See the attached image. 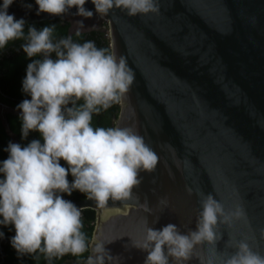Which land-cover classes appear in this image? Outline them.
Here are the masks:
<instances>
[{
    "label": "water",
    "instance_id": "1",
    "mask_svg": "<svg viewBox=\"0 0 264 264\" xmlns=\"http://www.w3.org/2000/svg\"><path fill=\"white\" fill-rule=\"evenodd\" d=\"M157 2L158 13L135 17L113 8L101 18L92 0L84 5L105 24L109 52L134 75L112 127L134 129L159 157L153 173H140L139 202L109 200L101 209L87 198L71 201L95 213L87 257L101 242L117 258L112 264H144L147 253L133 247L145 235L144 218L157 230L169 223L195 230L197 190L226 211L242 205L247 222L219 225L215 250L197 245L187 264H207L214 252L227 258L237 249L225 245L243 238L264 256V0ZM37 11L35 2L7 9L25 22L82 17L75 7L61 16Z\"/></svg>",
    "mask_w": 264,
    "mask_h": 264
},
{
    "label": "clouds",
    "instance_id": "2",
    "mask_svg": "<svg viewBox=\"0 0 264 264\" xmlns=\"http://www.w3.org/2000/svg\"><path fill=\"white\" fill-rule=\"evenodd\" d=\"M87 0H35L37 15L46 13L61 16L75 7L77 15L91 18L86 10ZM14 0L0 5V50L10 42L25 39L22 49L28 58L43 55L42 60L28 64L22 91L30 100L22 101V138L30 131H38L43 138L33 140L26 147L9 143V156L2 162L0 173V224L14 226L15 236L10 243L19 256L39 253L48 264L66 255L82 257L89 251V242L82 219V210L57 193L84 194L96 207L104 209L109 200L128 207V201L139 198L133 190L142 183L141 172L153 173L159 157L132 128L93 127V114L119 104L134 82V75L124 57H117L107 49L97 48L93 41L73 42L72 37L53 41L55 25L37 31L29 27L24 36L23 19L16 20L7 9ZM101 18L113 8L126 11L130 17L158 13L157 0H92ZM30 9L31 5H27ZM82 27V22H78ZM77 36L80 32L77 31ZM55 52L56 59L50 58ZM83 104L76 106L77 101ZM69 103L73 107H66ZM65 161L68 168L59 163ZM71 173V184L67 176ZM192 195V188H186ZM200 197L201 211L197 214L195 230L181 233L177 225L169 223L162 229L143 225L145 235L133 247L147 253L144 264H187L197 245L207 244L213 250L221 240L219 225L231 228L237 222H247L240 204L226 211L224 204L212 194ZM159 204L167 207V198ZM151 213L147 201L140 205ZM158 222V221H156ZM94 225V223H93ZM3 233L0 232V238ZM231 240V238H230ZM95 241V237H93ZM91 255L84 264H112L117 258L105 250V244L93 242ZM92 244V245H93ZM237 250L227 258L215 254L207 264H264V256L254 252L247 238L227 243ZM38 260L39 256H35ZM79 264V260L77 261Z\"/></svg>",
    "mask_w": 264,
    "mask_h": 264
},
{
    "label": "flooded vegetation",
    "instance_id": "3",
    "mask_svg": "<svg viewBox=\"0 0 264 264\" xmlns=\"http://www.w3.org/2000/svg\"><path fill=\"white\" fill-rule=\"evenodd\" d=\"M31 2H35V0H14V3L12 5L25 4ZM2 3L3 0H0V5H2ZM55 19L59 21L62 26H67V37L71 36L72 34H76L77 31H79L80 33H83V38L87 39L91 31H100L103 32V36L107 38L106 32L103 28L105 24L100 21L97 16H93L91 18L72 17L69 19ZM77 22H82L83 27L79 23L77 24ZM25 23L32 24L35 22ZM25 43V39L16 40L10 42L4 49L0 50V166H2V162L6 160L9 156V153L5 149H7L10 142L20 144L21 147H26L33 140H39L40 143L43 144L42 135L38 131H30L26 138H22V121L20 119L21 112L17 108V106L26 99L30 100L31 97L30 95L22 91L23 78L16 76L15 71L23 69L21 66L22 64H27V62H29L31 59H35V56L32 58H28L24 53L21 46ZM8 63H17L12 64L16 65V68L13 73L10 72L9 66L7 65ZM61 166L64 168H68L67 164H63ZM71 176L72 175L69 172L67 176L69 184L73 182ZM0 179H4V175L2 173H0ZM77 192L79 191H74L73 194H76ZM73 194L69 196L66 193H57V195H61L63 199L68 201H78L86 198L85 195L79 198H75ZM81 210L83 216V210L85 209ZM2 219L3 218L0 217V220ZM0 232L3 233V237L0 238V264H16L21 262L23 256H19L10 243L12 237L15 236L14 226L11 224L7 226L0 224ZM7 257H9L10 259ZM61 264H76V262L74 260H67Z\"/></svg>",
    "mask_w": 264,
    "mask_h": 264
},
{
    "label": "trees",
    "instance_id": "4",
    "mask_svg": "<svg viewBox=\"0 0 264 264\" xmlns=\"http://www.w3.org/2000/svg\"><path fill=\"white\" fill-rule=\"evenodd\" d=\"M56 23H57V25H56ZM52 25L56 26L55 32L53 33V37H52L54 42L58 41L61 38L67 37L66 36L67 26L66 25L62 26L59 23V21H57L56 19L44 20V21L35 22L32 24H29V23L26 24L25 23L24 29H23L24 35H25V37H27L29 27H31V26H34L37 29V31H39V30H42L46 26H52ZM71 37H72L73 42H76V43H84L85 41L92 40L95 43L97 48L107 49L109 52L108 40H107V38H105L103 36V32L91 31L87 39L83 38V33H80L79 36H77L76 34H72ZM50 58L55 60L57 58L56 53L55 52L51 53ZM42 59H43V55L41 54V55L35 56V59L34 60L31 59L29 62H27V64H22L21 66L23 69L15 71L16 76L23 78V80H24L25 79L24 76L26 77L28 64L32 63L35 60H42ZM19 63H21V62H19ZM12 64H17V63H8L7 64L9 66L11 73H13L15 68H16V65H12ZM11 73H9V74H11ZM82 104H83V100H80V101H77L76 106L79 107ZM66 107L70 108V107H73V105L71 103H69ZM118 108H119L118 104H114L112 107H110L107 110L102 109L98 115L93 114L92 126L93 127H104V128L112 127V123H113V121L116 118L117 113H118ZM60 164L65 165L66 163H65V161L61 160ZM71 179L74 180V177L71 176ZM73 193H74V191L72 192V194ZM73 196L75 198H79V197L84 196V194L77 192L76 194H73ZM82 219H83V224H84V227L82 230L85 232V234L88 238V242H89L90 238H91V232H92L93 221H94L93 210H91V209L83 210ZM87 255H88V252L84 253L82 257H73L72 255L69 254V255L64 256L62 259H58V260L54 259L52 261V264H61L67 260H74L76 262V264H77V261L79 260V264H81V263H84V261L87 259ZM35 256H39V259L37 260L35 258ZM7 258H9V257H7ZM13 263H14V261H13ZM16 264H48V262L44 259L43 255L36 253L33 255H23L21 262L16 263Z\"/></svg>",
    "mask_w": 264,
    "mask_h": 264
},
{
    "label": "rangeland",
    "instance_id": "5",
    "mask_svg": "<svg viewBox=\"0 0 264 264\" xmlns=\"http://www.w3.org/2000/svg\"><path fill=\"white\" fill-rule=\"evenodd\" d=\"M77 24H78V22H77Z\"/></svg>",
    "mask_w": 264,
    "mask_h": 264
}]
</instances>
